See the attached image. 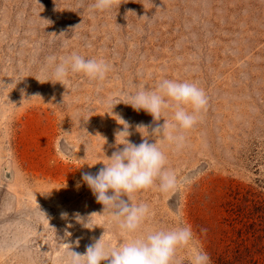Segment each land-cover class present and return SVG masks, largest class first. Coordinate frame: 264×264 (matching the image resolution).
<instances>
[{
  "label": "rangeland",
  "instance_id": "obj_1",
  "mask_svg": "<svg viewBox=\"0 0 264 264\" xmlns=\"http://www.w3.org/2000/svg\"><path fill=\"white\" fill-rule=\"evenodd\" d=\"M93 2L0 0V264H66L104 234L108 248L125 242L107 214L92 230L78 222L103 210L81 178L123 147L112 109L137 145V125L171 122L170 110L154 121L123 103L164 78L196 82L208 104L182 149L150 137L177 187L134 195L149 208L138 234L191 226L174 264H191L196 247L211 264H264V0ZM73 52L103 59L104 81L56 83L47 57Z\"/></svg>",
  "mask_w": 264,
  "mask_h": 264
},
{
  "label": "clouds",
  "instance_id": "obj_2",
  "mask_svg": "<svg viewBox=\"0 0 264 264\" xmlns=\"http://www.w3.org/2000/svg\"><path fill=\"white\" fill-rule=\"evenodd\" d=\"M115 3L116 0H94L90 11H110ZM46 63L55 65L53 79L62 85L70 75L102 83L110 71V66L103 59L86 58L76 52L60 63H56L55 56H49ZM123 103L136 112L144 111L151 115L154 121H159L162 114L170 110L172 120L164 119V125L154 128L151 133L147 126L137 125L136 131L142 137V142L137 145L130 140L131 125L114 114L112 109V116L116 117L114 120L121 126L115 133V144L123 147L113 152L111 157L105 155L107 163H102L104 166L96 174L83 173L81 178L97 203L103 206L102 214H91L86 223L78 213L76 218L85 228L92 230L94 227H89L92 223L90 218L107 214L111 222L118 226L125 242L108 248L103 242L104 234L83 254L71 250L66 264H103L105 261L107 264H174L177 249L194 242L191 226L183 224L172 229L138 234L149 216V208L143 203H133V199L136 193L151 188L157 181L162 192L177 187L175 173L166 168L165 152L156 139L154 143H150L149 139L160 137L161 141L166 139L174 144L177 151L182 149L185 133L198 123L207 107L205 91L194 81L164 78L154 89L139 88ZM141 130H146L147 136ZM80 186L77 184V188ZM63 215L67 216L66 213ZM191 264H211V258L202 248L196 247Z\"/></svg>",
  "mask_w": 264,
  "mask_h": 264
}]
</instances>
